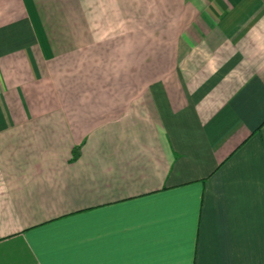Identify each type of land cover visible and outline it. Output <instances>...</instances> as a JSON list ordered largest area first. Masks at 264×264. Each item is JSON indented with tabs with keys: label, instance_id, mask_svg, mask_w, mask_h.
<instances>
[{
	"label": "crops",
	"instance_id": "0c3cea01",
	"mask_svg": "<svg viewBox=\"0 0 264 264\" xmlns=\"http://www.w3.org/2000/svg\"><path fill=\"white\" fill-rule=\"evenodd\" d=\"M0 264H264V0H0Z\"/></svg>",
	"mask_w": 264,
	"mask_h": 264
}]
</instances>
